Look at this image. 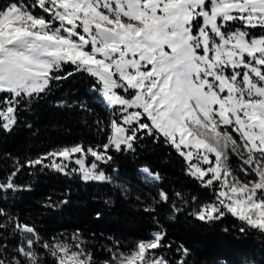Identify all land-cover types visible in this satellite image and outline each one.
<instances>
[{"label": "snow or ice", "instance_id": "1", "mask_svg": "<svg viewBox=\"0 0 264 264\" xmlns=\"http://www.w3.org/2000/svg\"><path fill=\"white\" fill-rule=\"evenodd\" d=\"M76 73L95 79L91 91L112 111L99 129L106 142L65 145L16 162L0 193L31 189L15 182L23 166L111 182L100 165L114 162L113 151L135 152L142 138H162L183 157L186 174L214 192L212 202L190 215L211 223L231 214L241 234L264 237V0H0V131H12L22 105L52 82ZM80 108L88 110L84 103ZM140 172L146 183L162 179L147 165ZM159 197L169 200L162 189ZM67 203L49 198L45 207ZM155 223L149 238L128 251L109 249L100 264H188L183 244L173 257L166 254L173 243H165L168 233ZM10 237L18 242L10 244ZM0 264L97 261L79 232L71 242L43 240L35 224L0 206Z\"/></svg>", "mask_w": 264, "mask_h": 264}, {"label": "trees", "instance_id": "2", "mask_svg": "<svg viewBox=\"0 0 264 264\" xmlns=\"http://www.w3.org/2000/svg\"><path fill=\"white\" fill-rule=\"evenodd\" d=\"M64 71H72V66L66 65ZM95 83L89 74L76 73L52 82L47 93L22 105L13 130L0 131V181L15 170L16 162L25 165L54 148L106 142L107 132L99 129L109 123L112 111L99 93L91 91ZM81 103L88 110H82ZM111 154L114 162L100 165L111 182H84L78 175L20 167L15 182L31 189L8 192L6 196L0 193V206L21 221L35 224L43 240L55 237L71 242L73 233L79 232L97 264L110 257L109 249L128 251L138 240L149 238L157 228L155 220L168 233L165 243H173L171 252L166 253L169 257L183 244L190 250L188 264H264V237L254 230L241 234V222L231 214L211 223L190 215L200 205L212 202L214 192L186 174L185 160L162 138L146 136L137 142L135 152ZM236 161L237 157L231 155V167L239 175ZM145 165L162 179L146 183L139 173ZM161 189L169 196L166 203L160 201ZM178 192L181 197L176 196ZM192 197L197 199L193 201ZM49 198L53 202L67 199L68 203L48 208L45 204ZM173 205L180 211L174 212ZM150 206L154 211H145ZM97 212L101 213L99 219ZM18 239L10 237V244ZM38 251H42L39 246Z\"/></svg>", "mask_w": 264, "mask_h": 264}, {"label": "rangeland", "instance_id": "3", "mask_svg": "<svg viewBox=\"0 0 264 264\" xmlns=\"http://www.w3.org/2000/svg\"><path fill=\"white\" fill-rule=\"evenodd\" d=\"M101 97V96H100ZM102 98V97H101ZM77 155H79V154H77ZM91 159L92 158H89L87 161H86V163H90L91 162ZM236 163H237V168H238V170H239V167H240V160L238 159V157H237V161H236ZM73 167H78L77 165H75L74 163H73ZM139 173L144 177V175L140 172V170H139ZM238 176H240V178L241 179H244V177H243V174L242 173H240ZM157 183V182H156ZM208 203H210V202H208ZM218 264H226L225 263V261H219L218 262ZM245 264H252L251 262H248V263H245Z\"/></svg>", "mask_w": 264, "mask_h": 264}]
</instances>
